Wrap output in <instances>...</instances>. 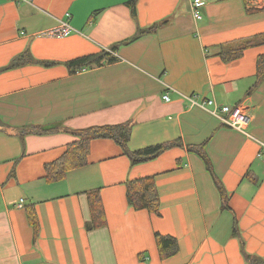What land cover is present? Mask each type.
<instances>
[{"label": "crops", "instance_id": "crops-1", "mask_svg": "<svg viewBox=\"0 0 264 264\" xmlns=\"http://www.w3.org/2000/svg\"><path fill=\"white\" fill-rule=\"evenodd\" d=\"M129 1L0 0V69L26 50L56 63L0 73V264H246L235 227L246 252L264 260V81L253 90L264 46L230 63L212 51L264 33V0H201V20L195 0H139L135 19ZM63 21L74 29L64 38L52 33ZM163 21L169 23L155 34L132 41ZM102 51L116 61L79 74L67 66ZM189 96L245 108L246 133L192 106ZM127 122L131 151L176 140L183 147L133 165L115 141L97 139L87 166L47 181L46 166L77 140L64 130ZM55 126L56 133L33 132ZM213 134L207 152L230 196L225 211L203 161L186 149ZM150 176L159 216L127 200L126 183ZM94 190L107 226L87 231ZM29 205L40 222L36 241ZM157 233L176 238L179 253L162 260Z\"/></svg>", "mask_w": 264, "mask_h": 264}, {"label": "trees", "instance_id": "trees-1", "mask_svg": "<svg viewBox=\"0 0 264 264\" xmlns=\"http://www.w3.org/2000/svg\"><path fill=\"white\" fill-rule=\"evenodd\" d=\"M139 0H130L127 3L132 18L137 16V3ZM257 10L248 11L249 13ZM168 21L156 23L151 27L140 29L132 41L139 39L145 35L155 34L161 27L167 25ZM264 46V33L249 38L235 40L218 47H215L213 55L220 57L225 63L240 59L247 49ZM114 48L112 51H115ZM116 58L109 52L102 51L98 54L75 59L67 63L72 73L81 68L100 67L107 63H113ZM41 64L45 67L56 65L55 62H40L34 59L29 50L16 56L6 68L0 69V73L26 65ZM264 81V55H261L257 61V75L253 90L258 88ZM60 126L55 127H34L33 132L37 134L56 133ZM133 125L130 122L118 125L93 126L81 130H64L65 132L76 137V141L67 146V152L57 161L46 166L47 181L59 182L64 180L71 171L87 166V157L92 141L97 139H110L115 141L124 151L125 155L130 159L133 165L147 163L155 160L163 153L175 147H183L180 140L167 142L163 144L153 145L138 151H131L129 143L132 137ZM215 134V133H214ZM214 134L205 142L199 145H188L186 149L189 153L197 155L204 163L206 171L210 174L214 185L220 195L222 211L230 208V196L228 195L223 183L216 175L214 166L208 155V144L214 137ZM15 176L13 171L10 177ZM248 176V175H247ZM88 200L90 206L91 219L86 223L87 231H94L107 226L106 213L103 207L100 190L88 192ZM126 195L129 206L135 211L145 210L150 214L159 216L161 210V200L156 180L154 176L144 177L131 180L126 183ZM28 221L33 228L34 241L39 237L40 222L33 205L26 207ZM234 236H237L241 242V251L246 264H264V260L257 256L246 252L245 243L241 238L239 231L234 228ZM155 241L158 248L160 258L167 260L179 253V243L176 238L168 235L155 234Z\"/></svg>", "mask_w": 264, "mask_h": 264}, {"label": "built area", "instance_id": "built-area-1", "mask_svg": "<svg viewBox=\"0 0 264 264\" xmlns=\"http://www.w3.org/2000/svg\"><path fill=\"white\" fill-rule=\"evenodd\" d=\"M203 3L201 0H195L192 3V10L194 17L197 20L202 19V15L199 12V8L202 7ZM68 19H70L71 15L67 14ZM74 32V29L67 21H63L60 23V26L58 29L53 31L52 33L58 37H67L70 34ZM111 53V52H110ZM87 70V68H81L75 70L74 74H79L81 72H84ZM196 96H189L186 97V100L192 105V106H199L203 109L208 110L215 118H217L220 123L223 126L232 128L234 130L240 131L242 133H246V130L248 128V124L250 122V116L245 108L241 106H224L219 104L215 100L211 99H202L200 101L196 100ZM163 100L165 102H169V96L168 94H165L163 96ZM262 147L264 145L262 144ZM262 162L264 164V156L262 157ZM24 203L23 200L20 202V206Z\"/></svg>", "mask_w": 264, "mask_h": 264}]
</instances>
